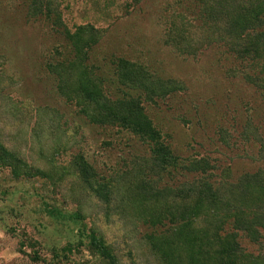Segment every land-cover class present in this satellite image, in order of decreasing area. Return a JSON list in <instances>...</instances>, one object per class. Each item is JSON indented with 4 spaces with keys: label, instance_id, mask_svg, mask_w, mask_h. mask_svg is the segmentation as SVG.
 Masks as SVG:
<instances>
[{
    "label": "rangeland",
    "instance_id": "374dc122",
    "mask_svg": "<svg viewBox=\"0 0 264 264\" xmlns=\"http://www.w3.org/2000/svg\"><path fill=\"white\" fill-rule=\"evenodd\" d=\"M53 2L69 32L87 27L97 35L84 65L103 82L105 96L139 100L176 156L208 158L228 182L259 171L264 176L258 155L264 143V97L247 80H260L263 62L239 60L216 43L185 51L168 38L176 26L179 35L190 33L198 40V0ZM29 3L0 0V146L16 151L47 177L15 178L0 165V264H105L86 248L85 234L91 232L105 241L117 264H171V258L162 259L150 246L154 242L167 251L160 245L165 238L185 262L189 241H200L211 229L200 217L184 230L188 237L169 233V219L140 188L150 182L157 190L174 188L186 178L150 173L145 167L149 142L120 126L90 123L75 99L58 90L49 66H66L77 55L61 32L64 27L30 16ZM119 60L140 67L155 84L172 82L175 87L150 100L131 84L117 83L113 74ZM246 127L251 133L244 142ZM79 155L97 180L107 183V202L82 190L72 165ZM51 208L64 217L47 214ZM74 213L80 222L67 218ZM238 240L251 264H264V236L257 244ZM79 242L67 260L53 258L54 248ZM33 252L41 261L30 259Z\"/></svg>",
    "mask_w": 264,
    "mask_h": 264
},
{
    "label": "trees",
    "instance_id": "16d2710c",
    "mask_svg": "<svg viewBox=\"0 0 264 264\" xmlns=\"http://www.w3.org/2000/svg\"><path fill=\"white\" fill-rule=\"evenodd\" d=\"M135 4L139 0H132ZM199 16L201 17V36L194 40L190 33L179 35L176 26L169 30L168 38L177 47H184L190 51L197 46L203 47L212 43L224 46L237 59L246 61H260V80H247L264 97V5L263 0H198ZM29 15L42 16L51 20L54 26L64 27L60 23L53 0H30ZM181 28V26H178ZM70 41L72 50L77 58L66 66L63 64L49 66L58 78V90L69 98H74L79 106L80 113L92 124L115 125L129 130L142 141L149 142L150 156L146 161L150 173L161 176L170 175L172 178L182 175L185 182L178 186L163 190L152 188V183H146L140 188L146 198L157 203L163 217H167L172 225L171 230L178 234V238H186L189 233L184 232L190 225L205 220L207 231L204 238L189 241L184 256L185 262L176 254V249H170L171 242L162 239L160 245L167 251L160 249L154 242L151 248L166 260L171 258V264H251L243 251L239 238H244L252 244L259 243L264 236V176L259 171L254 174H243L234 182H228L223 171H219L208 158H190L182 160L176 156L170 147L163 141L147 116L144 115L139 100H109L105 96L103 82L96 81L90 70L85 68L86 54L95 45L97 35L87 27H78L73 33L65 27L61 31ZM195 50V49H194ZM130 62L119 60L114 78L120 85L131 84L133 88L145 93V97L152 99L162 93L171 91L172 82L153 83L148 73ZM250 127V126H249ZM248 127L243 129L241 138L248 141ZM259 158L264 160V143L260 148ZM0 165L9 167L12 177L32 178L47 177L46 174L34 165L29 164L9 147L0 146ZM73 169L78 182L84 186L82 190L89 191L99 199L107 202L110 189L107 183L97 180L93 168L81 156L73 159ZM220 172L215 173V172ZM217 178L216 180L212 179ZM143 184V183H142ZM47 214L56 218L64 217L55 208L48 209ZM74 222H80L81 216L77 213L67 217ZM181 228V229H180ZM230 230V231H228ZM210 233L213 235L210 237ZM208 235V236H207ZM86 248L105 264H117L116 258L105 241L94 232L85 234ZM182 241V240H181ZM163 242V243H162ZM166 244V245H165ZM82 245L67 244L64 247L53 249V258L67 260ZM165 245V246H164ZM162 247V248H163ZM169 247V248H167ZM190 252V253H189ZM175 258V259H173ZM33 262L41 261L38 253L30 256ZM176 261V262H175ZM248 262V263H247ZM254 264V262H253Z\"/></svg>",
    "mask_w": 264,
    "mask_h": 264
}]
</instances>
